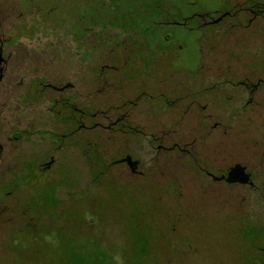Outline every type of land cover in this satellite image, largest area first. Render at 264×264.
Returning a JSON list of instances; mask_svg holds the SVG:
<instances>
[{
  "label": "rangeland",
  "instance_id": "1",
  "mask_svg": "<svg viewBox=\"0 0 264 264\" xmlns=\"http://www.w3.org/2000/svg\"><path fill=\"white\" fill-rule=\"evenodd\" d=\"M29 1L0 0V32L15 28L14 41L6 46L10 60L35 63L38 67L30 72L31 79L61 71L63 78H80L83 82L88 81L90 73L73 49H81L74 46V40L83 36L89 40L83 51L86 55L90 50L95 60L106 50L127 56L133 53L138 59H169L170 72L176 79H183L200 66L205 31L210 28L189 30L181 20L192 13L217 11L225 6V0H89L75 12L73 7L65 10L60 4L51 17L56 25H65L68 35H63L55 30L56 25H47L46 8L57 0ZM18 2L22 5L19 11ZM125 16L137 21L131 23ZM8 36L4 34V38ZM208 39L216 41L214 37ZM243 41V37L236 36L228 45H238L241 50ZM261 44L255 37L254 50ZM246 57L241 60L247 61ZM47 61L51 62L49 68H39ZM95 64L97 76L103 61ZM20 91L9 100V107L3 106L6 100L0 97V111L4 110L7 125V131L3 128L0 133V143L5 147L1 167L6 172L20 168L27 154L33 156L31 152L38 147L47 152L54 146L47 135L53 127L48 117L43 121L40 138L36 133L27 138L29 142L7 139L21 108L16 105ZM46 104L40 101L42 108ZM10 109L14 116L10 117ZM261 113L254 117L253 128L247 129L249 123L244 119L246 125L240 130L204 134L198 146L204 163L223 170L235 162L242 163L264 190V107ZM194 136L191 134V138ZM150 150L143 149L145 163ZM61 157L49 176L29 177L26 170L13 171L0 182V193L13 188L12 195L0 194V264H264V191L251 193L248 186L240 185L220 188L201 180L194 160L160 159L157 176L138 184L144 189H181L188 196L192 194L186 206L180 208L185 216L171 222L166 234L162 227L168 220V196L157 194L152 202L142 191L131 193L123 182L103 177L90 195L75 191L76 197L60 215L56 214L54 193L65 189V180L63 175L53 180L61 167L67 171L75 167L77 189L90 186L89 174L94 170L80 159L73 162L70 154ZM178 177L181 179L172 181ZM40 178L41 187L30 186ZM203 189H216L220 197L200 192ZM25 209L29 211L25 213Z\"/></svg>",
  "mask_w": 264,
  "mask_h": 264
},
{
  "label": "flooded vegetation",
  "instance_id": "2",
  "mask_svg": "<svg viewBox=\"0 0 264 264\" xmlns=\"http://www.w3.org/2000/svg\"><path fill=\"white\" fill-rule=\"evenodd\" d=\"M88 3L89 0H57L50 6L46 3L47 25L55 27L51 16L58 11L60 4L65 5L61 6L65 10L73 7L77 12L79 5ZM223 4L225 6L220 10L192 13L181 20L182 24L189 26V30L210 28L205 31L206 45L200 66L181 80L170 72L169 59H138L133 53L127 56L106 50L95 60L90 50L86 55L83 51L84 46L89 44L86 36L75 39L74 46L79 45L81 49H73L87 64L90 73L87 74L88 81L63 78L61 71L53 75L43 73L31 79L30 72L38 66L33 62L10 60L11 54L6 50L8 43L14 41L15 28L0 32V97L6 100L3 106L9 107V100L21 89L16 98L17 108H21L16 113L7 139L22 138L29 142L27 138L36 133L40 134V138L43 121L48 117L53 127L47 135L54 143L50 151L38 147L31 152L33 156L27 154L20 168L9 172L1 167L5 147L0 143V182L13 171L26 170L29 177L33 174L49 176L61 156L70 154L73 162L80 159L92 166L94 170L89 174L91 184L82 189L74 188L79 183L75 167H71L70 171L61 167V172H57L53 180L62 175L65 180V189L54 193L56 214L60 215L76 197L75 191L90 195V190L103 177L123 182L131 193L142 191L145 198L149 196L152 202L157 194L168 196V220L162 227L166 234L171 222L185 216L180 208L186 206L192 194L188 196L181 189H144L138 184L157 176L160 159L194 160L201 180L220 188L223 185H240L248 186L251 193L264 191L256 184L255 175L246 165L235 162L223 170L221 166L215 167L199 158V140L204 134L238 131L246 125L244 119L249 123L246 128H253L254 117L262 114L264 107L261 100L264 95V0H225ZM21 6L18 2V11ZM125 17L131 23L137 21L132 16ZM193 20L196 22L191 24ZM56 26L55 30L68 35L65 25ZM5 33L8 38H4ZM236 36L244 38L241 50L238 45H228ZM208 37L216 38L215 43H211ZM255 37L262 41L256 50L253 48ZM245 55L247 61H242ZM100 61L103 64L95 76V63ZM43 64L39 68L47 69L51 62ZM41 100L47 103L44 108L40 105ZM8 113L10 117L14 116L11 109ZM5 120L4 110H1L0 133L3 128L4 132L7 131ZM191 134L195 136L191 138ZM145 147L151 149L147 163L142 157ZM236 167L241 169V174H234ZM179 179L173 178L172 181ZM39 180L30 186L41 187L43 181ZM5 192L7 196L12 195L13 188L0 194ZM200 192L220 197L216 189ZM28 211L25 209L24 212ZM171 229L174 230V227Z\"/></svg>",
  "mask_w": 264,
  "mask_h": 264
},
{
  "label": "water",
  "instance_id": "3",
  "mask_svg": "<svg viewBox=\"0 0 264 264\" xmlns=\"http://www.w3.org/2000/svg\"><path fill=\"white\" fill-rule=\"evenodd\" d=\"M237 168H238V167H236V168L234 169V171H233V172H234V174H238V173H240V174H241V172H240V170H241V169H239V168L237 169Z\"/></svg>",
  "mask_w": 264,
  "mask_h": 264
}]
</instances>
